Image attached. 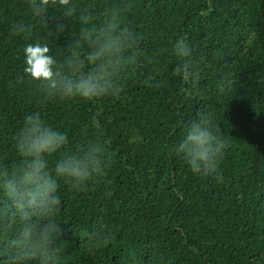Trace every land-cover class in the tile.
Listing matches in <instances>:
<instances>
[{
	"label": "trees",
	"instance_id": "obj_1",
	"mask_svg": "<svg viewBox=\"0 0 264 264\" xmlns=\"http://www.w3.org/2000/svg\"><path fill=\"white\" fill-rule=\"evenodd\" d=\"M77 2L102 16L121 0ZM126 2L125 22L151 62L129 68L119 98L61 100L45 99L27 77L17 83L24 47L44 32L28 0H0V162L19 161L14 137L35 112L67 134L65 150L88 139L107 146L112 164L102 180L88 190L58 181L61 264H264V0ZM19 20L34 26L31 37L12 31ZM64 22L65 34L49 40L60 59L79 29L75 18ZM181 36L201 72L196 82L172 72ZM199 110L229 142L219 179L193 174L168 150ZM59 156L48 157L50 167ZM101 230L110 241L93 247L88 237Z\"/></svg>",
	"mask_w": 264,
	"mask_h": 264
},
{
	"label": "clouds",
	"instance_id": "obj_2",
	"mask_svg": "<svg viewBox=\"0 0 264 264\" xmlns=\"http://www.w3.org/2000/svg\"><path fill=\"white\" fill-rule=\"evenodd\" d=\"M129 8L121 0L97 16L77 0H28L29 12L40 21L44 36L24 47V75L17 83L25 77L36 82L45 99L119 98L129 68L151 62L140 46L142 37L125 22ZM72 18L78 20L79 29L65 43L60 59L52 54L49 40L64 35L69 28L64 21ZM33 27L19 20L12 31L31 37ZM172 51L180 61L173 75L198 81L201 72L183 36L174 42ZM154 80L149 75L145 83L152 86ZM221 132L212 113L199 110L168 150L182 158L193 174L219 179L220 161L229 147ZM14 140L19 161L11 167L0 162V257L4 264H61L64 229L56 219L62 208L58 181L88 190L89 183L102 180L111 167L108 148L99 139H88L74 151L65 150L67 134L46 123L39 112L24 117ZM57 152L59 159L50 167L48 157ZM88 238L93 247H100L109 243L110 232L94 231Z\"/></svg>",
	"mask_w": 264,
	"mask_h": 264
}]
</instances>
